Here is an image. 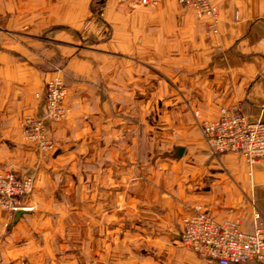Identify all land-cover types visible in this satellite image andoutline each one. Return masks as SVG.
<instances>
[{
	"label": "crops",
	"instance_id": "obj_1",
	"mask_svg": "<svg viewBox=\"0 0 264 264\" xmlns=\"http://www.w3.org/2000/svg\"><path fill=\"white\" fill-rule=\"evenodd\" d=\"M210 1L219 10L217 34L206 36L212 19L161 2L150 19L158 33L149 34L147 46L134 38L130 43L126 35L112 48L113 40L88 43L107 35L110 23L93 19L92 0H0V171L15 170L36 182L32 210H18L10 219L0 209V264H94L91 237L80 263L76 251L54 237V212L46 207L59 185L72 180L71 169L90 170L87 211L93 209L94 185H101L100 230L107 231L110 221L122 226L118 213L109 219L110 204L121 215L128 206L149 219L143 232L155 253L145 264H199V256L178 241L181 219L196 205L216 221L240 220L247 231L256 209L264 216V159L250 164L234 153L213 154L196 117L215 120L222 106L240 104L250 121L264 118V0ZM100 3L104 15L115 11L116 0ZM59 69L72 113L54 125L57 148L42 154L26 145L21 123L27 114L44 113L45 84ZM110 103L122 110L132 105L133 120L147 106V159L140 157L137 125L128 126ZM158 121L169 127L155 129ZM172 150L175 155L156 156ZM142 179L149 194L124 191L127 180ZM110 183L122 191L109 192ZM92 216L85 220L88 234ZM100 250L95 264H109L108 247Z\"/></svg>",
	"mask_w": 264,
	"mask_h": 264
},
{
	"label": "rangeland",
	"instance_id": "obj_2",
	"mask_svg": "<svg viewBox=\"0 0 264 264\" xmlns=\"http://www.w3.org/2000/svg\"><path fill=\"white\" fill-rule=\"evenodd\" d=\"M100 1L101 0H92L91 11L93 14V19L96 20L98 23L106 24L107 23L106 19L110 21L109 24L107 23L108 24L107 25V35H105L104 37H101V39L100 38L98 39L95 37L88 38V43L90 45L100 46L101 40L106 41L107 39L108 42L110 40H113L112 43H114V45L112 46V48H117V43L121 44L125 42L126 40H123V39L125 38L126 35H127V39L128 38L130 39L129 40L130 43H132V39L134 38L136 39V43L139 44L140 46H147V44L149 43V34L154 33V31L158 33L157 29L154 30L156 27L154 25L153 26L150 25V19L154 18L155 16H158L155 14V9L157 8V5L160 4L161 2H172V3H175L176 5H180L175 0H163L154 6L141 4L134 0H126V1L116 0L115 9H113L115 11L112 13V15L111 14L104 15V10H103L104 4L100 3ZM186 8L187 7H185V9ZM189 9H192V8H189ZM192 11L198 18H202L201 16H198L197 13L193 9ZM176 17H179V15L177 14ZM203 17H208L213 20L212 23H210L208 26V29H207L208 31H207L206 36L210 37V33L217 34L219 16L217 18V22H215V19L212 17H209V16H203ZM172 23H175V22L172 21ZM213 23L215 27H213ZM60 27H64V26H60ZM0 31H1L0 32V37H1L2 31H3L1 26H0ZM117 38L119 39L118 42L116 41ZM111 59L112 61L114 59V63L112 64L115 65L116 64L115 60H117V58L111 57ZM118 60L122 61V58H119ZM144 61H147V60H144ZM131 63H129L125 59V64H131ZM114 75H115V72H114ZM55 77H60L63 81L64 86L66 87V93L61 99V105L63 107V111H62L63 114L61 115V118L59 120H53L52 118H50L47 115L48 110L46 107L47 84L50 80H52ZM67 94H68V85L66 81V75L63 69H59L55 72V74L52 77H50V79L47 80L45 84V89L42 95L43 104H44V113L42 115L27 114L24 116L22 123H21L22 138L25 141L26 145L29 147V149H31L32 151H36L42 154H48V153L53 152L57 148L58 139L54 134V125L64 122L70 117L72 113L71 107L68 106V104L66 103ZM109 107H110V111L113 112L114 114H116V112L124 113L125 120H126V123H128V126L129 125L132 126L133 123L137 125V129L139 130V133H141L140 157L141 159H147L148 154L146 152H143L144 146L147 145V141L142 135L143 129L147 128L149 123H152V122H148V120H142L143 114L145 113V115H147L146 113L147 106L146 107L143 105L141 106L142 111L140 114L141 116L140 120L136 118L135 120H133V118H131L132 117L131 113L133 110L132 105H124L123 110H122L121 105H115V103L114 104L110 103ZM143 109L145 110L143 111ZM27 116H36L42 120V122L44 123V134H45L44 137L47 140H50L51 147L43 148L41 146L40 139L31 141L28 138H26V136L23 133L22 125ZM196 117H197L198 125L200 124L202 120L205 119V118L204 119L200 118L197 113H196ZM206 120H209V119H206ZM154 127L157 130H163L166 127L168 128L169 126L164 121H160V122L158 121ZM161 139L164 140V138H161ZM174 151L175 150H172L170 152L164 151L163 153H157L156 156L164 157L170 154L175 155V153H173ZM127 158H130V157H127ZM71 171L73 172L72 180H70L69 183L64 182L63 185H59V187L55 191V193L57 194V197L56 195H54L55 196L54 199L56 198L57 199L56 200L53 199V201L47 202L48 204L46 207L49 210V212H52V211L54 212L55 221L54 223H52V225L54 226V231L56 230V234H54V237H56L57 235V240H59L60 242L66 243V246H71L73 250L76 251V257H77L78 262L80 263L81 261L82 263L84 262L83 254L85 250L84 249L85 243L86 241L87 242L90 241V237H91V243H92L91 247H92V252H93V263L94 264L96 260L98 261V259H100L99 257L100 252H101L100 249L101 247H104V246L108 247L106 262H108L109 264H116V262H118L117 264H145V262L147 261L146 259H148V256L154 255V254L149 255V253L150 252L155 253L154 251H152L154 247L150 249L151 245L148 243V239L146 237L147 234L143 232L144 225H146L147 220L149 219L147 217L139 216L138 211H134L128 206L123 210L124 212L121 215L120 211H116V207L113 209L114 205L111 206L110 204V210L108 212V217H110L109 219L110 220L114 219L115 221L116 216H118L119 214L120 215L119 217H121L122 219V226L116 228V226L114 225L112 227V223L110 221V224L108 227L109 229L107 231L100 230L101 229V219H102L101 214H100V207H99L100 206L99 200L101 197L100 196L101 195L100 194L101 185L99 182L97 183V185H94V188L92 191L94 192V194L95 193L97 194L96 196H94L95 200L92 202L93 205H91L93 209L87 211L85 209V205L86 203H90V202L84 201V196L88 191V188H87L88 186L86 187L85 179L89 178L86 176H87V173L90 172V170L78 168L76 170L71 169ZM4 172H14L18 174L21 177V179H28V178L32 179L33 184H32L31 193L28 194L27 196L22 197L23 204L31 207V210H32L33 205L30 203L29 200L30 198H32L33 194L35 193V189H36L35 178L32 176H24L20 172H17L15 170L0 171V173H4ZM143 181L145 182L146 180L145 179L140 180L141 183H139L138 180H137V183H134V181L132 180H127L124 191L128 195H131L133 192H138V191L149 194L150 191L148 190V185L144 184ZM88 182H90V180ZM108 187H109L108 188L109 192L114 193L116 191H119V192L122 191V189L118 190L117 186L111 185V183ZM50 188L52 191L53 188L51 186ZM152 194L153 192L151 193V196ZM97 199L99 200L97 201ZM109 203H111V201ZM126 204H127V201H126ZM0 209L5 211L8 218L10 219H12L16 213V212L11 213L10 210L6 208L4 205H0ZM134 212H137V214L133 216ZM86 213H87V217L85 216ZM90 213L94 215L92 216L94 227H93V231L88 234L85 232V220L88 219V214ZM187 215H184V216H187ZM136 224L140 225V227H142L143 225L142 228L136 226L140 230L141 233L136 231L137 230V228L135 227ZM181 224H182V219H181ZM253 229H254V224H253L252 230ZM46 238L48 239V235H46ZM178 241L180 244H182L180 241V237Z\"/></svg>",
	"mask_w": 264,
	"mask_h": 264
},
{
	"label": "built area",
	"instance_id": "obj_3",
	"mask_svg": "<svg viewBox=\"0 0 264 264\" xmlns=\"http://www.w3.org/2000/svg\"><path fill=\"white\" fill-rule=\"evenodd\" d=\"M134 1L154 6L163 0ZM175 1L192 8L198 16H209L217 22L219 10L210 0ZM65 93L60 77L48 82L47 115L53 120H59L63 114L61 99ZM199 126L213 154L234 153L250 164L264 159V118L250 121L240 104L222 106L217 119H204ZM22 127L26 138L40 139L43 148L51 147L50 140L44 137V123L40 118L27 116ZM32 184L31 178L21 179L14 172L0 173V205L11 213L31 210L23 204L22 197L31 193ZM253 224L254 229L247 231L238 219L216 221L209 210L197 205L191 214L182 218L180 241L199 256V264H246L249 261L264 264V216L258 209L254 212Z\"/></svg>",
	"mask_w": 264,
	"mask_h": 264
},
{
	"label": "water",
	"instance_id": "obj_4",
	"mask_svg": "<svg viewBox=\"0 0 264 264\" xmlns=\"http://www.w3.org/2000/svg\"><path fill=\"white\" fill-rule=\"evenodd\" d=\"M20 211V210H19Z\"/></svg>",
	"mask_w": 264,
	"mask_h": 264
}]
</instances>
